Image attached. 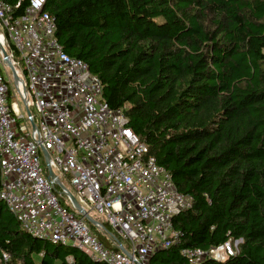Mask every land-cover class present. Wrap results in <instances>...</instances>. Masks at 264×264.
I'll return each instance as SVG.
<instances>
[{"label": "trees", "instance_id": "1", "mask_svg": "<svg viewBox=\"0 0 264 264\" xmlns=\"http://www.w3.org/2000/svg\"><path fill=\"white\" fill-rule=\"evenodd\" d=\"M1 1L19 4L15 15L29 3ZM43 11L63 52L99 78L103 100L193 198L172 218L177 242L149 264H188L180 250L237 239L236 255L200 264H264V0H46ZM0 264L102 263L31 237L0 202Z\"/></svg>", "mask_w": 264, "mask_h": 264}, {"label": "built area", "instance_id": "2", "mask_svg": "<svg viewBox=\"0 0 264 264\" xmlns=\"http://www.w3.org/2000/svg\"><path fill=\"white\" fill-rule=\"evenodd\" d=\"M45 1L29 0L15 15L19 4L0 0V44H11L18 54L23 81L16 92L30 112L19 114L0 69V202L35 239L72 247L96 263L149 264L155 251L177 242L172 218L191 209L193 198L179 193L169 172L148 156L123 110L103 100L99 78L63 52L54 19L43 11ZM42 150L59 183L117 235L107 240L118 251L92 234L65 191L48 179ZM241 243L228 240L207 251L182 249L180 255L188 264L207 258L223 262L238 253ZM2 258L8 261L9 255Z\"/></svg>", "mask_w": 264, "mask_h": 264}, {"label": "water", "instance_id": "3", "mask_svg": "<svg viewBox=\"0 0 264 264\" xmlns=\"http://www.w3.org/2000/svg\"><path fill=\"white\" fill-rule=\"evenodd\" d=\"M0 55H1V61L9 68L11 74H12V78H13V85L16 87V89L18 90L17 86L19 83L22 84V80L21 78L17 75V72L14 68V66L12 65L10 59H9V55L6 52L5 48L3 46H1L0 44ZM22 92L25 94L26 90L25 87L22 85ZM26 114L29 115L30 112L29 110L26 109ZM32 129L35 128L34 124L31 123ZM42 154H43V158H44V162L47 168V172H48V179L49 180H53V182H55L57 185L60 186L61 189H63L66 193V195L70 198V202L71 205L73 207V209L80 214L89 224H91L92 226L95 227H99L103 233L111 236V233H109L97 220L93 219L89 213H87L78 203V201L75 199V197L63 186L59 183L56 175L51 171V169L48 167V154L46 151L42 150ZM112 237V236H111ZM117 247L120 251H122L123 253H127L123 247L122 244L119 241H116Z\"/></svg>", "mask_w": 264, "mask_h": 264}, {"label": "rangeland", "instance_id": "4", "mask_svg": "<svg viewBox=\"0 0 264 264\" xmlns=\"http://www.w3.org/2000/svg\"><path fill=\"white\" fill-rule=\"evenodd\" d=\"M5 50L8 53V55L11 57L12 64L16 68L18 76L23 81V74H22L21 64L19 62V59H17L16 57H13V55H12V53H11V51H10V49H9V47L7 45L5 46ZM0 69H1L2 74L5 76V78L7 79L9 84L11 85V93H12L11 101H12V103L15 105V107L19 111V114H21V113L25 114L26 113V109H25L24 105L22 104V102H20V100L18 99L17 92H16V87L13 85L12 74H11L9 68L1 61V55H0ZM19 88H21V86H19ZM31 111L33 112V115L36 117V119L38 121V116L36 115V113H35V111H34V109L32 107H31ZM43 164H44V168L46 169L45 162H43ZM46 172H47V169H46L45 173ZM63 182L66 184L67 188L73 192V190L69 186V184L65 180H63ZM61 198L65 199V197H61ZM94 214H95L94 212H91V216L92 217L95 216ZM94 233L97 234L99 236V238L102 237L98 233H96V232H94Z\"/></svg>", "mask_w": 264, "mask_h": 264}, {"label": "crops", "instance_id": "5", "mask_svg": "<svg viewBox=\"0 0 264 264\" xmlns=\"http://www.w3.org/2000/svg\"><path fill=\"white\" fill-rule=\"evenodd\" d=\"M106 230H107V229H106ZM108 232H109V231H108ZM109 233H110V232H109ZM104 234H105V233H104ZM104 234H103V235H104ZM111 235H112V233H111ZM108 236H109V235L105 234V237H106V238H107Z\"/></svg>", "mask_w": 264, "mask_h": 264}, {"label": "bare ground", "instance_id": "6", "mask_svg": "<svg viewBox=\"0 0 264 264\" xmlns=\"http://www.w3.org/2000/svg\"><path fill=\"white\" fill-rule=\"evenodd\" d=\"M0 42L2 43L1 39H0ZM3 44V43H2Z\"/></svg>", "mask_w": 264, "mask_h": 264}]
</instances>
